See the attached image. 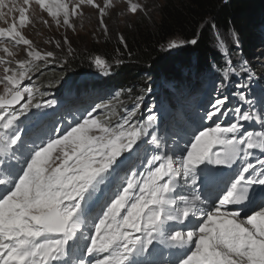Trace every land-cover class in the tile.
<instances>
[{
	"label": "snow or ice",
	"instance_id": "1",
	"mask_svg": "<svg viewBox=\"0 0 264 264\" xmlns=\"http://www.w3.org/2000/svg\"><path fill=\"white\" fill-rule=\"evenodd\" d=\"M35 3L52 23L66 28L73 27L72 17L83 7L91 6L108 31L104 16L111 0L103 6L95 0L71 6L65 0ZM30 4L0 0V19L7 23L5 7L13 14L9 26L0 28V41L23 46L28 58L6 59L15 53L0 48L5 54L0 57L5 89L0 96V264H264V130H244V122L259 121L264 127V88L250 98L242 80L233 93L239 102L232 105L216 87L201 116L202 127L182 141V148L172 141L179 134L168 128L162 138L151 135L160 119L151 108L142 121L133 119L143 100L137 96L135 107L125 109L127 115L115 126L99 119L109 104L94 102L63 131L55 125L37 129L29 151L23 152L31 130L21 128V118L33 108L56 106L54 100L34 103L33 88L21 87L38 67L34 61H57L56 52L41 53L21 31L30 22ZM138 10L141 5L129 2L130 13ZM119 39L124 42L123 36ZM185 43L196 45L197 40H173L166 47ZM55 47H62L60 41ZM94 63L105 64L99 58ZM246 64L239 70L248 72L250 81ZM142 143L154 145V154L139 167H126ZM237 162L230 180L208 185L209 165L223 170ZM233 206L252 210L244 213ZM164 250L177 251H169L173 259H164Z\"/></svg>",
	"mask_w": 264,
	"mask_h": 264
},
{
	"label": "trees",
	"instance_id": "2",
	"mask_svg": "<svg viewBox=\"0 0 264 264\" xmlns=\"http://www.w3.org/2000/svg\"><path fill=\"white\" fill-rule=\"evenodd\" d=\"M157 16L152 24L135 23L132 30L123 33V43L103 44L99 51L91 47L76 60H69L59 71L63 75L60 79L66 77V81L51 78L45 85L52 83L51 93L63 87L67 94L96 93L100 98H111L112 104H125L108 113L101 111L107 113L105 121L118 123L127 115L125 109L136 105L129 102L130 96L143 97L136 118L142 112L149 113L150 108L156 110L163 101L176 111L187 102L190 92H206L210 84L235 104L239 101L233 93L239 91L237 85L242 80L249 85L246 94L250 98L264 88V66L249 69L250 81L246 79L248 72L239 70L241 60L251 63L253 50L264 48V0H163ZM215 31L233 36L238 54L213 51L211 35ZM175 39H196L197 44L167 50V43ZM90 55H104L103 71L94 74L87 59Z\"/></svg>",
	"mask_w": 264,
	"mask_h": 264
},
{
	"label": "rangeland",
	"instance_id": "3",
	"mask_svg": "<svg viewBox=\"0 0 264 264\" xmlns=\"http://www.w3.org/2000/svg\"><path fill=\"white\" fill-rule=\"evenodd\" d=\"M13 2L16 3L17 6L22 5V0H6V5H10ZM77 0H65V3H68L70 6L74 5ZM96 3L103 6L105 0H95ZM112 7L107 10V14L104 16V21L108 26L107 33L104 32L100 25V15L97 9L92 8L91 6H85L80 10L79 15H75L72 17L73 27L66 28V27H57L54 23H52V18L48 16L47 12L41 10L38 5H36L35 0H31V4L29 5L28 10V17L29 23L28 25L21 29L22 33L29 38L33 46L36 50L40 51L41 53H46L48 51H54L57 53V61L52 63H45L44 61H34V65H38V67L33 68V70L29 73L30 79L26 77L24 81L21 83V87L24 86H31L33 88V93L36 96L37 101H46V100H54L56 102V106L54 108H41L35 109L33 108L28 113V118L31 119L27 123H22V129H30L31 131L28 132L26 136V143L24 148L22 149L23 152H27L30 149L31 141L35 137V131L37 129H50L53 125L60 128L63 131L69 124H74L81 119L82 114L84 113L85 109L89 108L94 102H105L109 104V108L104 109L103 111L107 110V113L114 108L121 109V107L125 106V104H112L110 103L111 98H100L98 94L88 92L87 95H76V94H67L64 93V88L56 90L57 92L51 93V84L49 86L45 85L47 80L57 79L64 83L66 77H63L62 72H59L61 68H64L65 64L64 61H69L73 59H77L81 55L85 54L87 50L91 47L94 50H101V46L103 44L114 45L120 42V37L123 36V33L132 30L135 23H148L152 24L154 21L158 19L157 11L158 8L163 4V0H111ZM129 2L137 3L142 6V11L138 10L137 13L132 14L128 11ZM5 14L7 15V23L4 20L0 19V28L8 27L9 24L12 22V13H8V8L5 7L3 9ZM17 19L19 13H15ZM62 19V17H61ZM45 21H48L46 24ZM67 37L69 43H64V38ZM212 49L219 55H226L229 52H234L238 54V45L234 41L233 36L223 34L221 32H214L212 35ZM177 40V39H175ZM179 40V39H178ZM56 41H60L61 48H56L55 44ZM168 44V43H167ZM9 47L15 55L12 58L5 57L6 59H12L13 61L16 60H24L28 59L24 50L23 46H18L13 48L11 43H7L4 41H0V48ZM69 48L71 51L69 52ZM176 48L175 50H177ZM254 56L251 60V63L246 61L248 70H253L258 65L264 66V48H256L253 50ZM5 54L0 52V57H3ZM101 59L105 62L104 55H90L87 59L89 60L90 69L93 70L94 74L99 73L105 69L106 66L104 64L103 67H99L95 65V59ZM242 61V65L245 61ZM116 62V61H115ZM63 64V66H60ZM109 65V64H108ZM13 67H16L15 63H13ZM54 74V76H53ZM3 75L2 69H0V76ZM51 76V77H50ZM50 77V78H49ZM212 78V77H211ZM257 79L256 77L254 78ZM263 78H261L262 80ZM71 79L70 81H72ZM211 80V79H210ZM209 80V81H210ZM56 81V80H55ZM69 81V82H70ZM74 81V80H73ZM78 81V79H77ZM75 82V81H74ZM211 85V84H210ZM208 86L207 92L201 93L197 92L198 90L193 91V93H189L187 95V102L183 105H180L178 110L174 111L171 110L168 106V101L159 105L156 110L153 112L159 111L162 112L164 110H171V112L167 114H159V121H158V129H153L151 131V135H161L165 128H168L170 131L176 132L179 134V139L176 136L172 137V141L178 142L179 146L183 147V142L191 137L193 133L197 131L198 128L202 127L201 123V116L208 104V101L214 95L215 86ZM165 86V85H164ZM61 91V92H59ZM47 92V93H46ZM46 93V94H45ZM66 94L69 98L64 102H60L58 98L60 94ZM140 93V92H139ZM146 93V90L143 94ZM198 93V94H197ZM221 94V92H220ZM5 95L4 85L0 84V96ZM49 95V96H48ZM225 95V94H222ZM139 96V95H137ZM227 96V95H226ZM43 99H42V98ZM136 97L130 96L129 102L136 104L137 99ZM27 99V94H25V100ZM203 99V100H202ZM230 103L234 105L232 100L229 98ZM202 101V102H201ZM24 102V101H23ZM128 107V106H127ZM244 108H248L249 106L245 104ZM162 108V111L160 110ZM169 108V109H168ZM147 109V108H146ZM56 111L54 123L50 124V122L43 120L36 125V120L39 118L40 115H48L52 113L51 111ZM256 109L253 108V111ZM122 111V110H121ZM145 111V110H143ZM107 113L103 114L100 112L99 119L102 122L107 123L110 126H115L118 122H107L105 121V117ZM126 113V111H125ZM142 112V116L139 114L137 115L134 120L142 121L144 117H146L149 113L145 114ZM22 120L24 117L21 118ZM232 117L230 116L228 120L223 121L224 124H227L231 121ZM113 122V123H112ZM112 123V124H111ZM205 123H207L205 121ZM244 130H264L261 123L259 121H253L251 123L244 122ZM147 140V138H144ZM171 147V145H170ZM163 151V149H161ZM154 154V145L151 143H142V148L139 154L134 155L131 160L126 162V167H139L140 161L145 158L146 155ZM260 156L261 153L256 151V156ZM122 158V157H121ZM233 165V167L238 166ZM90 223V221H89Z\"/></svg>",
	"mask_w": 264,
	"mask_h": 264
},
{
	"label": "bare ground",
	"instance_id": "4",
	"mask_svg": "<svg viewBox=\"0 0 264 264\" xmlns=\"http://www.w3.org/2000/svg\"><path fill=\"white\" fill-rule=\"evenodd\" d=\"M6 2V0H5ZM215 165H209L206 169H205V175L207 176V183L209 186L215 185V184H220V182L225 179V175L223 173V170H218L215 169ZM259 187V186H257ZM259 199V198H258ZM233 207H239V206H233ZM243 210L245 211L246 209H248V212H251L252 207L250 208L249 206H242ZM243 211V212H244ZM171 252H175L173 250H170Z\"/></svg>",
	"mask_w": 264,
	"mask_h": 264
},
{
	"label": "water",
	"instance_id": "5",
	"mask_svg": "<svg viewBox=\"0 0 264 264\" xmlns=\"http://www.w3.org/2000/svg\"><path fill=\"white\" fill-rule=\"evenodd\" d=\"M21 103H23V101H21ZM19 105H16V107H18Z\"/></svg>",
	"mask_w": 264,
	"mask_h": 264
}]
</instances>
